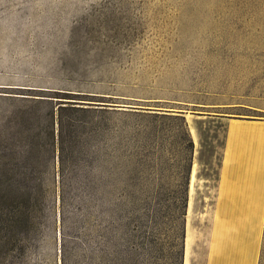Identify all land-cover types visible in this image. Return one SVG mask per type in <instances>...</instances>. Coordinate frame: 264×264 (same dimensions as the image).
<instances>
[{
	"label": "rangeland",
	"instance_id": "rangeland-1",
	"mask_svg": "<svg viewBox=\"0 0 264 264\" xmlns=\"http://www.w3.org/2000/svg\"><path fill=\"white\" fill-rule=\"evenodd\" d=\"M226 114L264 119V0H0V264H169L193 164L202 264Z\"/></svg>",
	"mask_w": 264,
	"mask_h": 264
},
{
	"label": "crops",
	"instance_id": "crops-1",
	"mask_svg": "<svg viewBox=\"0 0 264 264\" xmlns=\"http://www.w3.org/2000/svg\"><path fill=\"white\" fill-rule=\"evenodd\" d=\"M226 115L216 117L225 135L217 179L207 185L201 212V263L264 264V119Z\"/></svg>",
	"mask_w": 264,
	"mask_h": 264
},
{
	"label": "trees",
	"instance_id": "trees-1",
	"mask_svg": "<svg viewBox=\"0 0 264 264\" xmlns=\"http://www.w3.org/2000/svg\"><path fill=\"white\" fill-rule=\"evenodd\" d=\"M65 103L69 104L72 102ZM60 108L64 107L60 106ZM166 109L168 108L163 107L153 109L155 110L153 116L162 124L167 125L169 128L177 132L174 136V141L176 143L175 146L179 149H186L188 151V163H191L194 142L187 129L183 112H173ZM189 173L190 167L187 168L184 175V181L181 184L180 190H178V199L172 203L173 213H169V232L166 235L167 239L164 245H162L167 253L164 257L169 260V264H183L184 260ZM104 262L105 264H118L115 257L104 260Z\"/></svg>",
	"mask_w": 264,
	"mask_h": 264
},
{
	"label": "bare ground",
	"instance_id": "bare-ground-1",
	"mask_svg": "<svg viewBox=\"0 0 264 264\" xmlns=\"http://www.w3.org/2000/svg\"><path fill=\"white\" fill-rule=\"evenodd\" d=\"M192 129V128H191ZM195 171V167L194 164L192 165V170H191V180H190V190H191V184L193 181V174ZM190 190H189V196H190ZM190 208V200H188V210ZM188 212V211H187ZM188 244H189V240H188V234H186L185 237V251H184V260H183V264H187V255H188Z\"/></svg>",
	"mask_w": 264,
	"mask_h": 264
},
{
	"label": "water",
	"instance_id": "water-1",
	"mask_svg": "<svg viewBox=\"0 0 264 264\" xmlns=\"http://www.w3.org/2000/svg\"><path fill=\"white\" fill-rule=\"evenodd\" d=\"M166 110H170V111H173V112H182L181 110H176V109H166Z\"/></svg>",
	"mask_w": 264,
	"mask_h": 264
}]
</instances>
